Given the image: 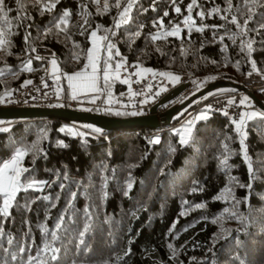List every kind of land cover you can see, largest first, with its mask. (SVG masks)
<instances>
[{"label": "trees", "instance_id": "trees-1", "mask_svg": "<svg viewBox=\"0 0 264 264\" xmlns=\"http://www.w3.org/2000/svg\"><path fill=\"white\" fill-rule=\"evenodd\" d=\"M21 3L6 0L8 23L0 18L9 41L0 48V97L45 70L35 48L52 50L64 74L83 70L92 31L109 37L113 54L120 53L113 59L170 72L178 81L248 83L255 73L264 75V29L256 31L264 7L254 6L250 31L242 33L231 19L244 26L243 0H231V8L227 0H195L191 13L193 0H135L119 28L115 20L126 0L121 9L112 6L115 0ZM45 3L56 7L47 11ZM64 11L70 15L61 31L55 24ZM61 86L67 95L64 78ZM122 88L114 81L115 93ZM115 113L104 114L132 116ZM252 113L262 112L247 113L242 124L208 113L186 137L161 128L158 143L149 142L154 130L148 128L102 129L77 139L58 119L0 120L11 122L0 129V161L31 149L20 162L29 169L24 188L8 215L0 213V264H264V117L249 120Z\"/></svg>", "mask_w": 264, "mask_h": 264}, {"label": "built area", "instance_id": "built-area-1", "mask_svg": "<svg viewBox=\"0 0 264 264\" xmlns=\"http://www.w3.org/2000/svg\"><path fill=\"white\" fill-rule=\"evenodd\" d=\"M35 57H42L37 59L46 63V68L39 75L31 78L30 84L21 83L17 85L8 95L5 96L1 106L6 107H66L75 110H88L92 112L108 113H136V115L148 114L150 109L165 96L170 90L180 83H187L183 93L188 96L193 93V86L189 80L175 81L171 83L167 76H161L159 73H167L164 71L152 69V72L157 73L153 76L152 72H144V69L136 62L127 61L125 68H121L119 73V81L123 84V88L116 92V94L108 101L106 99V91L97 92L93 95L83 94L80 99H72V93L68 91L67 95H62L59 92V85L62 84L65 74L60 72L55 65L54 72L52 71V56L53 51L49 48H35ZM95 56L101 57L100 50H95ZM138 65V67H137ZM114 71V69L112 68ZM139 75H134V73ZM99 76L102 74L99 73ZM122 78L128 79L129 83H124ZM230 79V78H229ZM201 79H199L200 81ZM243 83L248 90L256 93L259 92L264 95V75L255 73L252 78H249L248 83L243 80H236ZM138 81V82H137ZM203 82V81H201ZM165 89V90H161ZM234 89V88H233ZM211 95L201 98L190 111L182 116L178 121L171 123L173 128L186 127L192 124V116L199 110H206L207 114L212 112H220L228 116L233 122H241V116L244 118L247 113L257 110L253 101L246 95L245 92L232 90L231 88L224 89L222 87L215 88L208 92ZM77 96V94H76ZM93 97H99L95 102H91ZM247 98V99H245ZM244 103H241V101ZM146 101V102H145ZM167 107L159 105L157 113L163 112ZM111 109V111H108ZM94 110V111H93ZM191 112V113H190ZM191 121V124L189 122ZM4 123V122H3ZM0 123V126L3 125ZM72 132L84 133V135H74L77 139H82L85 136H96V134L85 129L81 122L69 121ZM162 130L156 129L148 133V140L151 143H158L160 140ZM158 141V142H155ZM15 153H13L7 162Z\"/></svg>", "mask_w": 264, "mask_h": 264}, {"label": "snow or ice", "instance_id": "snow-or-ice-1", "mask_svg": "<svg viewBox=\"0 0 264 264\" xmlns=\"http://www.w3.org/2000/svg\"><path fill=\"white\" fill-rule=\"evenodd\" d=\"M17 5L22 8L23 5L21 3V0H16ZM41 0H37V3H40ZM59 2V0H57ZM95 2L98 4L99 0H95ZM175 3V0H173ZM229 8L232 7L231 0H227ZM135 0H126V3L123 5L122 10L118 12V17L119 19L115 20V27L119 28L122 24L128 23L129 20V14L134 6ZM195 5V0H193L192 4L188 5V11L191 13V10L193 6ZM116 9H121V0H115V3L112 5ZM243 6L248 10V15L247 19L244 20V26L242 27L237 19L236 16H233L231 19V23L235 24L237 28L241 29V32H246L250 31L247 29V25L249 21L253 19V15L255 14V7H264V4L260 3V0H243ZM255 6V7H254ZM56 7V3H45L44 4V9L47 11H51L53 8ZM109 7L108 3L106 2L104 5L105 10H107ZM10 8H6V0H0V18H2V22L4 24L8 23V15L7 13L10 12ZM176 13H180L181 9L179 7L175 8ZM214 11H219V9H215ZM69 12L64 11L63 15L59 18V22L55 24V27L60 29L61 31H66V28H61V24H67L68 23V17H69ZM165 16L168 15V13H164ZM202 16L203 13H200ZM244 13L241 12V16H243ZM191 17H187L185 19V23L187 24ZM227 19V17H225ZM99 27V26H98ZM260 29H264V24H261L256 31L258 32ZM51 31V29H49ZM105 31H108L107 29ZM180 29L177 27L174 29L172 32L169 33V35H176ZM6 29L3 27H0V48L6 46L9 41L6 39L5 36ZM115 33H113L114 35ZM140 32H136L135 36H139ZM91 37L93 38L92 43H93V48H89L87 50V58L89 61V64L85 65V70L88 69L89 67L91 68V74L86 78L81 80L80 77L83 75L84 70L81 72H76L72 74H65L67 76V79L70 82V87L73 89V93L71 98L76 99V89L79 88L81 90H89V91H97V92H103L104 89L110 87V80L112 79L113 76L116 78H119V73L121 68H125V65L127 64L126 58L121 57V60L119 62L115 63V69L114 71L112 70V65L109 63L110 60L113 59V50L115 49V45L111 42L109 37L107 35L104 36H97L96 31L91 32ZM28 36H25V40H28ZM158 37L153 36L152 39L156 40ZM251 44L252 42H248V48L251 49ZM102 50L107 53L106 57H100V56H94L93 55V50ZM35 51V49H33ZM116 56H119L120 53L118 50L115 52ZM37 59H42V57H37ZM101 59L103 60V66L100 67V61ZM215 63V62H214ZM53 67L55 68L56 61L55 59L52 60ZM138 67V65H137ZM253 68L255 69V62H253ZM31 70V69H29ZM127 69L125 68V71ZM144 72H152V69H144ZM98 73H101L102 75L100 76V80L102 81V87L97 86V81H98ZM153 76L157 75V73L152 72ZM134 75H139V73H134ZM161 76H167L170 80L173 82L178 81L179 77L172 75L171 73H159ZM251 75V73H249ZM76 81L77 83L73 85L71 82ZM124 83H129L128 79H125L123 81ZM138 82V81H137ZM26 84L32 83V81H26ZM165 90V89H161ZM264 91V90H262ZM5 95H8V93H5ZM108 95L110 96L111 93L109 92ZM99 97H93L91 102H95V100ZM247 99V98H245ZM0 102H3V98L0 97ZM146 102V101H145ZM241 103H244L242 100ZM90 111V109H89ZM108 111H111V109H108ZM116 115H122V114H127V113H121L117 111L115 113ZM132 115H136V113H131ZM255 116H261L264 117V113H252L249 115L247 118L251 120ZM200 117H197L199 119ZM244 121V116H241V124ZM0 123H3V121H0ZM191 124V121L189 122ZM240 125H237L239 127ZM85 128H91L93 132L95 133H100L102 132V129L98 127H94L92 125H84ZM65 129H61V131H64ZM186 132H190V129H186ZM73 135H84V133H78L75 132ZM158 142V141H155ZM182 143H187L186 138H182ZM243 143V141H242ZM35 147V146H33ZM31 150V149H28ZM28 150L26 149H17L15 154L7 161H0V198L3 200V207L0 208V213H3L4 215H8V209L12 206L17 194L24 188V185L22 183V177L23 174L28 172V168H24L20 166V162L22 158L27 155ZM38 150V149H37ZM254 178V175H253ZM32 184H29L28 187H32ZM132 184H128V188H131ZM248 187H251V185H248ZM127 194V193H125ZM57 228H60L61 225L57 224ZM84 233H81V236H83ZM52 239L55 240L57 239V236L55 233H52ZM47 250V246H46ZM55 251V250H54ZM35 259V258H33ZM52 259H56L55 256H52Z\"/></svg>", "mask_w": 264, "mask_h": 264}, {"label": "water", "instance_id": "water-1", "mask_svg": "<svg viewBox=\"0 0 264 264\" xmlns=\"http://www.w3.org/2000/svg\"><path fill=\"white\" fill-rule=\"evenodd\" d=\"M187 83H180L170 90L159 103L152 106L148 114L132 115L124 118L108 116L99 112L88 110H75L66 107H6L0 106V120H25V119H58L64 122H85L103 130L119 128H148L151 130L169 126L178 121L192 109L197 99L206 92L223 86L235 87L238 91L245 92L253 101L255 107L264 113V100L238 81L229 78L215 79L192 94L184 96L168 106L163 112L156 113L157 107L175 100L181 95Z\"/></svg>", "mask_w": 264, "mask_h": 264}, {"label": "rangeland", "instance_id": "rangeland-1", "mask_svg": "<svg viewBox=\"0 0 264 264\" xmlns=\"http://www.w3.org/2000/svg\"><path fill=\"white\" fill-rule=\"evenodd\" d=\"M170 32H172V31H169V33ZM92 48H93V43H92ZM115 52H116V50H115ZM115 52H114V54H115ZM106 53V52H105ZM113 54V55H114ZM93 55L95 56V49L93 50ZM106 56H107V53H106ZM105 56V57H106ZM121 59L120 58H115V59H113L112 61H109V63L112 65V68L113 69H115V63L116 62H119ZM88 64H89V62H88ZM100 67H102L103 65H99ZM170 73V72H169ZM172 74V73H171ZM173 75V74H172ZM114 78V80H113V83H114V81H118V82H120L119 81V78H116L115 76H113ZM230 79H232V78H230ZM122 80L124 81L125 80V78H122ZM168 80L171 82V83H175V82H173L172 80H170L169 78H168ZM99 81H100V76H99ZM190 81V80H189ZM201 81H203V79H201L200 81H199V79H197V80H191L190 81V83H191V85L193 86V92L195 91V90H197V89H199V88H201L202 86H204V85H206V84H202L203 82H201ZM113 83L111 84V86L109 87V88H106L105 89V91H106V99H105V101H108V100H110L116 93L113 91ZM59 92L64 96V93H63V87L61 86V85H59ZM111 93V95L109 96L108 95V93ZM183 93V92H182ZM181 93V95L179 96V97H177L175 100H171L170 102H167L164 106L165 107H168V106H170V105H172L174 102H176L177 100H179L180 98H182V97H184L185 96V94H182ZM68 94V93H67ZM2 98H3V100H4V98H5V95L4 96H1ZM76 98L77 99H80L81 98V95H77L76 96ZM200 99H198L196 102H195V104L199 101ZM0 103H2V102H0ZM257 111H260L259 109H257ZM261 112V111H260ZM191 113V112H190ZM207 115V111L206 110H199V111H197L191 118H192V124L191 125H187L186 127H179V128H176V129H174L173 128V125H169V126H165V127H161V128H170L171 129V131H173V132H175V133H177L179 136H181V137H186V135H188L189 134V132H186V129H190V131H191V129H192V126H193V124L197 121V120H199V119H201L202 117H204V116H206ZM197 117H200L199 119H197ZM10 124H11V122H8V121H6V123H3V125H1L0 126V129H4V128H8L9 126H10ZM81 125L84 127V125H90V124H88V123H85V122H81ZM68 127V126H67ZM69 127H70V125H69ZM85 128V127H84ZM160 128V129H161ZM70 129H71V127H70ZM85 129H87L88 131H90V132H92V133H94V134H97V133H95V132H93L92 131V129L91 128H85ZM3 201V200H2Z\"/></svg>", "mask_w": 264, "mask_h": 264}, {"label": "crops", "instance_id": "crops-1", "mask_svg": "<svg viewBox=\"0 0 264 264\" xmlns=\"http://www.w3.org/2000/svg\"><path fill=\"white\" fill-rule=\"evenodd\" d=\"M96 50V49H95ZM83 75L80 77L81 80L86 79L90 74H91V68L89 67L88 69L85 70V68L83 69ZM52 71L54 72V67H52ZM82 71V70H81ZM80 71V72H81ZM99 74V73H98ZM70 75V74H69ZM65 80L67 83V87H68V91H70L71 93H73V89L72 87H70V82L67 79V76H65ZM98 81H99V75H98ZM97 81V83H98ZM73 85H75L77 82L76 81H72L71 82ZM95 93V91H89V90H81L79 88L76 89V94L77 95H83V94H89V95H93Z\"/></svg>", "mask_w": 264, "mask_h": 264}, {"label": "bare ground", "instance_id": "bare-ground-1", "mask_svg": "<svg viewBox=\"0 0 264 264\" xmlns=\"http://www.w3.org/2000/svg\"><path fill=\"white\" fill-rule=\"evenodd\" d=\"M222 88H224V89H227V88H231L232 90H237L235 87H232V86H223ZM234 88V89H233ZM214 90V89H213ZM212 91V90H211ZM209 95H211V93L209 94L208 92H206V93H204L203 95H201L200 97H198L197 99H194L192 102H196L198 99H200L201 100V98H203V97H207V96H209ZM157 113V112H156Z\"/></svg>", "mask_w": 264, "mask_h": 264}]
</instances>
